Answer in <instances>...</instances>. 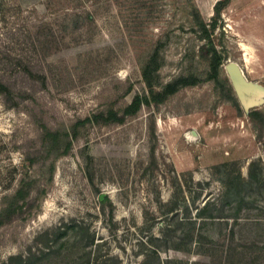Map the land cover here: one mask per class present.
I'll use <instances>...</instances> for the list:
<instances>
[{
	"label": "rangeland",
	"instance_id": "374dc122",
	"mask_svg": "<svg viewBox=\"0 0 264 264\" xmlns=\"http://www.w3.org/2000/svg\"><path fill=\"white\" fill-rule=\"evenodd\" d=\"M216 1L0 0V79L12 87L11 97L0 94V212L18 202V190L42 189L0 227V264L17 256L82 264L89 253L87 264L108 256L215 264L207 241L172 249L186 229L178 218L218 199L228 179L264 174V94L244 105L227 94L224 70L235 61L264 88V0H230L222 10L216 41L227 59L213 79L196 53L195 16L209 21ZM188 75L198 82L162 102L143 100L149 85L158 91ZM135 96L139 109L123 115ZM107 110L121 122L84 123L67 155L28 161L41 158V122L71 128ZM261 188L237 221L201 222L207 238L230 246L225 264H264ZM150 235L170 241L143 262L140 241Z\"/></svg>",
	"mask_w": 264,
	"mask_h": 264
},
{
	"label": "trees",
	"instance_id": "16d2710c",
	"mask_svg": "<svg viewBox=\"0 0 264 264\" xmlns=\"http://www.w3.org/2000/svg\"><path fill=\"white\" fill-rule=\"evenodd\" d=\"M230 3V0H217L213 5V13L210 17L209 21H204L198 15L195 16V26L197 29V33L199 34V41L201 43L197 46V56L204 62L208 64L209 67V77L213 79H217L219 74V68L225 63L226 61V54L223 51L224 47L221 44H218L216 39V31L219 30L220 26L217 25L218 21L220 20V15L223 9H225ZM222 33V32H221ZM29 70V66L27 67ZM38 76H41L44 79V73H37ZM225 81L228 82V79L225 78ZM197 78L193 75L182 76L176 79L173 82L166 83L160 90L156 91L149 85V97H145L146 103L149 100L154 102H162L165 100L169 95L174 94L179 88L189 85L196 84ZM227 94H232V87L229 83H227ZM11 90L12 87L10 86L7 81L0 79V94L4 95L7 98L11 97ZM143 100H140L137 96H135L132 101L127 104L125 109L123 110V115H130L133 114L134 111L139 109L140 103ZM122 120L121 116L118 115V112L113 110H107L104 112H100L98 114H93L92 118L86 117L83 120H78V124L73 125L71 128H52L46 123H40L41 134L43 137L42 149L41 151H37V156L40 154L41 158H28V161L31 164H40L42 162L50 160L53 156H65L69 153L72 141L76 138L75 132L78 128L84 123H120ZM51 162V161H50ZM52 166V163H50ZM262 185H264V174L257 175H249L248 178L232 181H226L224 183V191L221 193L219 198H215L204 203L201 208H196L195 214L193 216H187L184 213L183 216L178 218L177 222L179 225L185 224V228L180 236H174L171 241L172 249L177 250L180 244H185L186 242H192L195 245H200L204 241L208 242L209 244L215 245V249H210L212 252V258L215 264H225V261L228 260V256L230 253V246H224V244H217L211 238H207L206 235L202 232L201 229V222H224L228 224V222L232 221L235 222L239 219L238 212L249 205H253L259 195H262ZM39 190L41 191L40 187L37 186L36 190L32 187H28L27 189H20L18 190L17 195L19 196V200L17 203H14L11 208L5 209L0 212V227L6 223H9L18 218L19 215L23 214V209L27 208V206L32 202L34 199L32 197V193H38ZM34 191V192H33ZM256 196V198H255ZM230 206V212H226L225 206ZM171 226L168 224V229ZM175 229V228H174ZM173 229V230H174ZM170 231V230H169ZM170 231L169 233H171ZM171 236L172 235H168ZM86 238V244H92V239L90 237ZM171 239V238H170ZM169 242L170 240L166 238L163 239V235L159 236H148L145 239H141V244L143 246L144 251L141 254L144 255L145 262L149 256L154 257L158 256V245L157 242ZM222 248L219 249L218 246ZM171 246V245H170ZM174 247V248H173ZM49 250V248H48ZM50 251V250H49ZM43 258L48 253L41 252ZM228 255V256H227ZM211 256V255H210ZM148 257V258H147ZM88 258H90V253L84 256L85 261L80 262L82 264H87ZM41 260V259H39ZM25 260L22 257H13L9 261L1 263V264H23ZM170 258H165L164 261L159 262L158 264H170ZM104 264H117L116 259L114 256H108L104 258ZM145 264V263H142Z\"/></svg>",
	"mask_w": 264,
	"mask_h": 264
},
{
	"label": "water",
	"instance_id": "95a60500",
	"mask_svg": "<svg viewBox=\"0 0 264 264\" xmlns=\"http://www.w3.org/2000/svg\"><path fill=\"white\" fill-rule=\"evenodd\" d=\"M224 70L238 100L246 106L255 105L254 101L246 97L251 94L263 95L264 88L248 81L241 67L235 61L228 60L224 64Z\"/></svg>",
	"mask_w": 264,
	"mask_h": 264
}]
</instances>
